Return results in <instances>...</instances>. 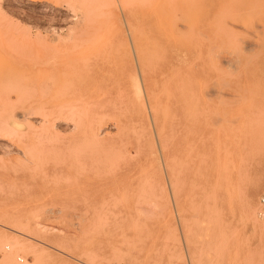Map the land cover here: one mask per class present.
<instances>
[{"label":"rangeland","instance_id":"1","mask_svg":"<svg viewBox=\"0 0 264 264\" xmlns=\"http://www.w3.org/2000/svg\"><path fill=\"white\" fill-rule=\"evenodd\" d=\"M18 1L0 0V82L28 86L0 93V264L32 263L55 247L67 264H264L261 206L252 221L244 201L255 178L257 199L264 189V0H142L141 65L123 0H100L85 32L63 44L68 60L55 64L98 60L87 91L65 87L86 70L49 78L57 42L44 28L54 12L24 15ZM36 1L71 11L66 0ZM8 100L35 103L45 124L19 116L12 129ZM187 119L196 135H172ZM89 122L104 129L99 142L83 136Z\"/></svg>","mask_w":264,"mask_h":264},{"label":"bare ground","instance_id":"2","mask_svg":"<svg viewBox=\"0 0 264 264\" xmlns=\"http://www.w3.org/2000/svg\"><path fill=\"white\" fill-rule=\"evenodd\" d=\"M39 1V0H38ZM53 1V0H52ZM142 0H123V7H125L126 9V13L127 16H126V25H127V31H128V34H129V38L131 40V43L134 47V51H135V56H136V60H137V63H139L141 65V3L144 1ZM187 1V0H186ZM190 1V0H189ZM193 1V0H191ZM3 2V1H2ZM66 2L68 3V6L70 7L71 11H67V13L65 12H62L61 8H59L58 6H53V5H50L48 3H42V2H37L36 0H25V1H18L16 2L17 5H21L22 7H19V6H16V11L19 13H25L26 14H30V12L28 10H36V9H42V10H52L54 13H52V15H54V17L51 19V23L47 24V26H45V35L46 36H51L50 40H49V43L50 41H56L57 44H50L49 47L51 49H53L54 51L53 52H48V55L46 57H49L51 58V60H49L48 58L45 59V62L47 61L49 63V65H51L52 67H50L49 69V78L53 79L54 82H56L55 80H59V77H64L66 74L65 73H68V72H72V71H81V70H86L87 74V79L84 80L82 83L75 85L74 83L73 84H70V85H66L65 87H68L70 88L71 90H83V91H87L88 89H90L92 87V84L90 83L91 81V70H93V67L96 68L97 71H99V61L96 60L95 61V64L93 65V62L91 63V59L89 56L85 55L82 56L80 55L79 57H73L71 56L69 62L72 64V67L70 66H64V67H56L55 64H62L66 62V57H67V54H68V49L65 45V42H68L69 40H76V36H80V33H81V28L83 26V28L87 27V24H90L89 22L92 21V15L90 13H98V5L100 4V0H66ZM116 2V1H115ZM119 3V1H117ZM168 2V1H167ZM170 2V1H169ZM231 2V1H229ZM63 3V2H62ZM61 3V4H62ZM114 3V2H113ZM144 3V2H143ZM157 3V2H156ZM191 3V2H190ZM2 4V3H1ZM117 4V3H115ZM120 4V3H119ZM3 5V4H2ZM67 5V4H65ZM101 6H102V3H101ZM119 6V5H118ZM117 6V8H118ZM108 7V6H107ZM116 7V6H115ZM154 7V6H153ZM1 8V7H0ZM14 8V7H13ZM254 8V6L252 7ZM67 9V8H66ZM227 9V8H226ZM2 10V9H1ZM190 10V9H189ZM225 10V9H224ZM223 10V11H224ZM252 10V9H251ZM5 11V9H4ZM37 11V10H36ZM79 11V14L78 13H75ZM119 11V10H118ZM229 11V10H227ZM1 12V11H0ZM49 12V11H48ZM51 12V11H50ZM120 12V11H119ZM252 12V11H251ZM4 13V12H3ZM101 13V12H100ZM221 13H224V12H221ZM248 13V11H247ZM2 14V12H1ZM188 14V12H187ZM36 15V14H35ZM102 16V14H101ZM218 15H216L217 17ZM223 16V15H222ZM45 17V16H44ZM108 17V16H107ZM122 17V16H121ZM43 18V17H42ZM46 19V18H45ZM175 15L174 17L172 16V13H168V15L165 17L164 19V22L170 26V27H175L177 26L176 24V20H175ZM184 19V18H183ZM218 19V18H217ZM49 20V19H48ZM46 21V20H45ZM218 21V20H217ZM235 22V20H233ZM8 22V21H7ZM180 22H181V19H180ZM10 23V22H9ZM189 23L187 20H184V25L183 26H188ZM14 24V23H13ZM218 24V23H217ZM224 25V24H223ZM249 25V24H248ZM29 27V26H28ZM39 27V26H38ZM78 27V28H76ZM218 27V26H217ZM13 28V26H12ZM220 28V27H219ZM35 29V28H34ZM39 29V28H38ZM76 29V30H75ZM79 29V30H77ZM85 29L84 31L82 30V32H85ZM97 29V28H96ZM100 29V28H99ZM218 29V28H217ZM177 30V29H176ZM221 30V29H220ZM79 32V34L76 35V33ZM99 31V30H98ZM217 31V30H216ZM228 32V31H227ZM40 33V32H39ZM92 33V32H90ZM127 33V32H126ZM179 33V32H177ZM127 34V35H128ZM184 34V33H183ZM232 34V33H231ZM44 35V36H45ZM83 34H81L82 36ZM86 35V34H85ZM181 35V34H180ZM179 35V36H180ZM41 36V35H40ZM45 36V37H46ZM87 36V35H86ZM114 38H113V43H114V46L116 48H118V46H120L121 44H123V41L124 37L119 33L113 35ZM178 36V37H179ZM182 36V35H181ZM180 36V37H181ZM128 37V36H127ZM183 37V36H182ZM236 37V36H235ZM10 38V37H9ZM22 38V37H21ZM19 38V39H21ZM40 38V37H39ZM93 38V37H92ZM227 39V38H226ZM239 39V38H238ZM47 40V41H48ZM98 40V39H97ZM205 40V38H204ZM37 41V40H36ZM42 41V39H41ZM186 41V40H185ZM188 41V40H187ZM186 41V42H187ZM193 41V40H192ZM243 41V40H241ZM40 42V41H39ZM45 42V40L43 41ZM229 42V41H228ZM53 43V42H52ZM96 43V42H95ZM130 43V44H131ZM190 43V42H189ZM64 44V45H63ZM86 44V42H85ZM88 44V43H87ZM92 44V43H91ZM231 44V43H230ZM26 45V43H25ZM89 45V44H88ZM194 45V43H193ZM232 45V44H231ZM10 46V45H9ZM91 46V45H90ZM106 46V45H104ZM94 47V46H93ZM109 47V46H108ZM45 48V47H44ZM131 49V48H130ZM133 49V48H132ZM131 49V50H132ZM220 51V50H219ZM233 51V50H231ZM236 51V50H235ZM239 51V50H238ZM237 51V52H238ZM132 52V51H131ZM235 52V53H237ZM206 53L208 54V52L206 51ZM210 53V51H209ZM219 53V52H218ZM234 53V55H235ZM51 54V56H50ZM214 55V53H212ZM230 55V54H229ZM32 56V55H31ZM252 57V56H251ZM45 58V57H44ZM134 58V57H133ZM49 60V61H48ZM58 60V61H57ZM248 62V60H247ZM246 62V63H247ZM13 70V69H12ZM9 71H11V69H9ZM233 71V70H232ZM6 72V71H5ZM234 72V71H233ZM9 73V72H8ZM4 73L1 69H0V79L3 78V76H5ZM102 77L103 78H106L105 77V73H101ZM107 75V74H106ZM7 76V75H6ZM9 77V76H8ZM232 77V76H231ZM137 78V77H135ZM24 79H26L24 77ZM90 79V80H88ZM41 80V79H40ZM8 81V80H6ZM11 81H14L13 83L9 82H0V93H3V94H8L11 93V92H17V91H21L23 89H26V87H28L26 85V83L24 84L23 82H21L20 78H17L16 80H11ZM50 81V80H49ZM134 81V80H133ZM135 82V81H134ZM50 83V82H49ZM49 83L46 84V88L47 86H49L50 88V85ZM133 86L135 85L134 83L132 84ZM222 85V83H221ZM43 86V85H42ZM224 86V84L222 85V87ZM136 88V86H134ZM48 88V89H49ZM221 89V88H220ZM73 90V91H74ZM137 90V88H136ZM164 92V91H163ZM207 94V93H206ZM208 95V94H207ZM219 95V94H218ZM206 96V95H205ZM13 97V96H12ZM144 99V98H143ZM145 100V99H144ZM219 102V100H218ZM141 103V102H140ZM6 106L8 107V111L10 113L9 115V121H10V124L12 126V129H15L16 126H17V123H16V120L18 119L17 117H22L23 120L25 121V123H31L28 119L30 117H35L36 119V122L38 121L40 124H45L44 122L46 121V117H44L43 115L40 116V117H36L32 114H34V112L36 111L35 109H33L36 105L35 103H30L29 101L27 102H21L19 103L18 107L19 108H23L21 111L19 110V112H16V107H17V104L14 105L12 101H6ZM17 107V108H18ZM146 107V106H145ZM144 107V108H145ZM40 108V106H39ZM42 108V107H41ZM43 110V109H42ZM3 111V110H2ZM94 112V110H93ZM85 113V112H84ZM255 114V113H254ZM8 115V114H7ZM46 116V115H45ZM8 117V116H7ZM17 118V119H16ZM22 118L20 120H22ZM49 118V117H48ZM99 118V117H98ZM8 119V118H7ZM6 119V121H7ZM32 119V118H31ZM50 119V118H49ZM51 119H54V118H51ZM19 120V122H20ZM214 120V119H213ZM32 121V120H31ZM58 121V120H57ZM56 121V122H57ZM63 121V120H62ZM77 120H75V123L73 124H69L67 122H63L64 124V128H67V127H72L73 129L76 127V122ZM34 122V121H33ZM79 122V121H78ZM81 122V121H80ZM230 122V121H229ZM233 122V121H232ZM4 123V122H3ZM38 123V125H39ZM111 123V122H110ZM114 123V122H113ZM191 119H187L186 123L184 124V127H183V132H180L179 130H175L174 127H173V130H172V135L175 133V134H183L184 136H195L196 133L195 131L191 130ZM5 124H7L5 122ZM22 124V123H21ZM20 124V125H21ZM108 124V123H107ZM59 125V124H57ZM61 125V124H60ZM23 126V125H22ZM106 126V125H105ZM111 126V125H109ZM108 126V128H109ZM18 127V126H17ZM42 127V126H41ZM104 127V126H103ZM113 127V126H111ZM115 127V126H114ZM150 127V126H149ZM27 128V127H26ZM29 128V126H28ZM50 128V127H49ZM57 128V127H56ZM62 128V127H61ZM71 128V129H72ZM106 128V129H108ZM11 129V128H10ZM22 129V128H21ZM70 129V128H68ZM111 129V128H110ZM18 130V129H17ZM56 130V129H55ZM59 130V129H58ZM57 130V131H58ZM66 130V129H64ZM109 130V129H108ZM107 130V131H108ZM9 131V130H8ZM23 131V130H22ZM12 132L14 131H10V135L12 136ZM62 132V131H61ZM224 132V131H223ZM8 133V132H7ZM56 133V132H55ZM58 135H59V132H57ZM104 129L103 128H99L97 126H95L92 122H89L88 125H86V128L85 130L83 131V136L86 137V138H89L90 140H93V141H98L102 139V137L104 136ZM261 134V133H260ZM54 135V133H53ZM154 137V136H153ZM155 139V138H154ZM259 139V138H258ZM257 140V139H256ZM215 142V143H214ZM214 145L218 147V145L220 144L219 140H218V136H216V141H214ZM258 142V141H257ZM260 142V140H259ZM258 142V143H259ZM80 143V142H79ZM82 143H80L81 145ZM257 145V144H256ZM83 146V145H81ZM255 147V146H254ZM253 147V149H254ZM252 148V147H251ZM264 149V147H263ZM261 150H262V146H261ZM16 151V150H15ZM264 151V150H263ZM28 152V151H27ZM11 153V152H10ZM21 153V152H20ZM89 153L92 154V152L89 151ZM151 153V152H150ZM198 153V152H197ZM224 153V152H223ZM228 154V153H227ZM254 154V153H253ZM94 155V154H92ZM225 155V153L223 154ZM90 156V155H89ZM226 156V155H225ZM229 160V159H228ZM230 161V160H229ZM241 163V161L239 162ZM226 166V165H225ZM224 166V167H225ZM245 166V164H244ZM223 169V168H222ZM239 169V168H238ZM216 170V169H215ZM213 171V170H212ZM246 171V170H245ZM244 171V172H245ZM214 172V171H213ZM212 172V173H213ZM223 172V171H222ZM243 172V171H242ZM247 174V173H246ZM243 175V174H242ZM241 175V176H242ZM246 176V175H245ZM248 177V176H247ZM217 178V176H216ZM215 178V179H216ZM243 178V176H242ZM249 178V177H248ZM251 179V178H250ZM216 181V180H215ZM218 185V184H217ZM263 185V180L262 178L260 177H257L255 178L253 181L250 182L249 184V187L248 189L246 190V193H245V198H244V201H245V205H246V211L247 214H248V218L249 219H252V221H256L257 220V208H258V200L257 199V196L258 195V192H259V189L261 188V186ZM212 186H215L212 185ZM219 186V185H218ZM214 187H212L213 189ZM217 188V187H216ZM214 191V190H213ZM213 194V192H212ZM208 195V194H207ZM212 196V201H214L215 199H213V195H210ZM206 197V195H205ZM207 198V197H206ZM217 198V197H216ZM208 199V198H207ZM221 200V199H220ZM142 202V201H141ZM211 205H213V202L211 203ZM260 205V204H259ZM210 208H214V206L210 207ZM243 208V207H242ZM215 209V208H214ZM215 210H213V213L215 214L214 212ZM259 211V215H260V210ZM213 214V215H214ZM217 215V213L215 214V216ZM105 217V216H104ZM211 218V217H210ZM212 219H215L214 217ZM99 224V222H98ZM124 241V240H123ZM123 243V242H122ZM117 246V245H115ZM122 250V249H121ZM133 250V249H132ZM55 251V252H54ZM54 251L50 254H45L44 250L41 249L39 254L35 257V259L33 260L32 263H29V262H26V261H22V262H11V263H8V264H67V261L63 258L62 254L63 253H66V249L65 248H59V247H55L54 248ZM133 252V251H132ZM131 252V253H132ZM128 253V252H127ZM130 254V253H129ZM134 254V253H132ZM116 255V254H115ZM97 257V256H96ZM95 257V258H96ZM128 258V257H127ZM124 261V260H123ZM127 261V260H125ZM99 262V261H98ZM109 262V260H108ZM116 262V261H115ZM96 263V262H95ZM98 264H107V263H103V261L99 262ZM113 264V263H112ZM118 264H139L138 262L136 261H130L128 263L126 262H118Z\"/></svg>","mask_w":264,"mask_h":264},{"label":"built area","instance_id":"3","mask_svg":"<svg viewBox=\"0 0 264 264\" xmlns=\"http://www.w3.org/2000/svg\"><path fill=\"white\" fill-rule=\"evenodd\" d=\"M259 203H260V216L264 218V189L259 197Z\"/></svg>","mask_w":264,"mask_h":264}]
</instances>
